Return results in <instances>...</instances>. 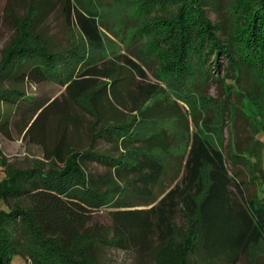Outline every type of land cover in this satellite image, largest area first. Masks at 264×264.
<instances>
[{"label": "trees", "instance_id": "16d2710c", "mask_svg": "<svg viewBox=\"0 0 264 264\" xmlns=\"http://www.w3.org/2000/svg\"><path fill=\"white\" fill-rule=\"evenodd\" d=\"M64 2L67 23L78 27L89 47L102 50L99 18L76 8L73 0ZM218 2H169L175 5L169 18L162 17L136 33L141 36L157 27L151 50L162 56L166 69L162 70L165 75L159 72L160 77H170L168 86L177 92L186 93L189 84L198 79L207 81L213 68L226 71L225 80L231 81V87L245 77L254 84L264 83V0H231L224 16L220 12L223 4ZM31 7L14 21L18 40L0 64V81L13 85L0 87V104L8 107V112H0V131L8 139L11 130L25 134L26 141L42 147L46 158L59 162L60 167L28 169L18 180L6 177L0 182V264H10L16 254H22L27 264H96L99 243L135 250L156 239L161 249L178 235V212L186 221L193 220L181 264H239L243 258L250 259L252 248L264 242V193L248 195L249 183L241 180L238 171L233 173L224 153L198 133L192 137L184 164L173 163L177 132L170 122L174 115L161 109L157 112V102L148 106L161 89L151 86L144 90L141 106L131 110L139 119L129 121L125 114L128 120L104 122L87 150L71 149L66 133L53 148L47 146L48 122L54 115L65 117L67 103L32 99L26 87L50 81L69 83L68 99L79 102L90 94L100 111L105 102L123 115L121 77L117 71L105 69L111 67L100 69L97 64L76 75L81 55L56 48L40 30L54 1L43 0ZM211 7L223 16L219 22L210 18ZM165 56L169 58L166 62ZM127 61L139 70L135 62ZM100 79L109 82L98 86ZM98 140L108 143L109 150L96 149ZM238 148L235 143L230 165L235 167L239 158L259 166L262 150L255 153L254 162ZM96 163L109 172L89 171V164ZM258 174L263 178L264 170L260 168ZM128 191L135 200L144 201L143 205L129 202ZM3 203L9 211L2 209ZM144 205L150 208L133 209ZM106 207L114 209L109 212L112 239L93 221V213ZM78 240L89 243L76 256Z\"/></svg>", "mask_w": 264, "mask_h": 264}, {"label": "rangeland", "instance_id": "374dc122", "mask_svg": "<svg viewBox=\"0 0 264 264\" xmlns=\"http://www.w3.org/2000/svg\"><path fill=\"white\" fill-rule=\"evenodd\" d=\"M41 1L43 0H0V64L11 51L12 44L18 40L14 21L25 16L31 6L35 8ZM53 1L55 7L41 24L40 30L46 38L57 44L56 48L68 49L81 55L77 63L78 68H75L76 75L96 64L101 67L100 69L107 66L111 68L105 69L119 73L123 103L120 112L123 115H119L105 102L100 111V107L92 102L90 94L79 102L68 99L66 87L69 83L61 85L50 81L40 86L26 87L25 92L32 99L49 103L59 99L67 103L65 117L54 115L55 117L52 116L48 122L45 140L49 148H53L66 133L71 149L87 150L92 135L104 122H111L109 120L117 118L128 120V115L125 114H129V121L139 119L131 110L137 105L141 106L144 90H150L151 86H154V90H157L156 88L161 90L148 106L154 107L157 102V112L161 109L174 115L170 122L177 132L171 151L173 163L179 166L184 164L192 137L198 133L224 153L228 158V168L233 173L238 171L241 180L249 183L248 195L264 193L262 187L264 177L260 178L261 175H256L260 168L264 170V83L254 84L249 77H245L241 84L236 83L231 87L229 86L231 81L225 80L226 71L224 69L217 71L213 68L212 77L207 81L198 79L193 84H189L186 93L177 92L168 86L167 78L170 77H160L159 72L165 75L162 70L166 68H163L159 51L151 50L152 36L157 27H150L149 31L142 33L141 36L136 34L140 28L159 21L162 17L169 18V14L175 9V5H172L174 3L169 4V2L175 0H73L76 8L99 18L104 38L102 50L89 47L78 27L67 23L64 0ZM230 1L218 2L219 5L223 4L220 10L223 16ZM163 4L166 5L162 6ZM150 5L153 6L152 9ZM211 9L210 18L214 22H219V18L223 16H219L214 7ZM167 59L169 58L165 56L164 62ZM127 60L135 62L139 70L133 68ZM229 75L231 76L232 72H229ZM218 79L220 81H217ZM98 81V86L109 82L106 79ZM11 86L13 85L9 81H0L2 88ZM143 106L146 107V104L143 103ZM4 110L8 112V107L0 104V112ZM97 116H101L100 121H97ZM24 135L11 130V139H8L0 131V182L6 177L18 180L19 175L28 169L47 170L60 167L59 162L46 158V152L42 147L30 140L26 141ZM235 143L240 148L238 151L243 150L245 156L248 155L247 157L253 160L255 153L262 150L259 166L250 165L245 159L239 158L235 161V167L230 165L229 157L236 153ZM94 147L100 151H107L110 145L98 140ZM88 169L101 174L109 172L97 163L89 164ZM126 198L129 202H138L141 205L144 203L142 200H135L129 191L126 193ZM14 204L16 202L10 200V205L15 206ZM149 208L144 205L133 209ZM2 209L9 211L5 203ZM112 210L114 209L106 207L93 213L94 223L97 222L103 227L109 239L113 236L109 217V212ZM192 222L193 220L186 221L183 214L178 212L176 216V223L179 226L178 235L161 249L158 248L156 239L148 247H138L135 250H123L112 244L99 243L95 247L96 264H181L182 251L187 236L192 230ZM88 243L86 240H78L75 255L77 256V253ZM257 260L259 264H264V242L254 246L250 259L243 258L239 264H249ZM10 264H27V261L22 254H16Z\"/></svg>", "mask_w": 264, "mask_h": 264}]
</instances>
